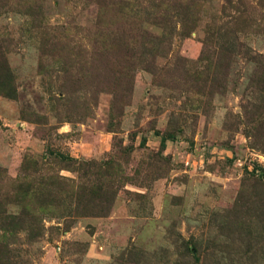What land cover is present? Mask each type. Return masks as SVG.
<instances>
[{
	"label": "rangeland",
	"instance_id": "1",
	"mask_svg": "<svg viewBox=\"0 0 264 264\" xmlns=\"http://www.w3.org/2000/svg\"><path fill=\"white\" fill-rule=\"evenodd\" d=\"M0 264H264V0H0Z\"/></svg>",
	"mask_w": 264,
	"mask_h": 264
}]
</instances>
